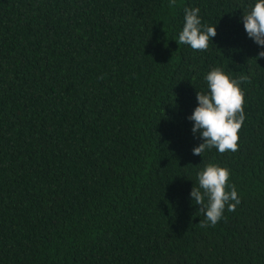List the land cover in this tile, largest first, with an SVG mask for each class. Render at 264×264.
<instances>
[{
	"label": "trees",
	"instance_id": "obj_1",
	"mask_svg": "<svg viewBox=\"0 0 264 264\" xmlns=\"http://www.w3.org/2000/svg\"><path fill=\"white\" fill-rule=\"evenodd\" d=\"M256 0H0V264H264V50ZM185 8L216 26L177 43ZM221 67L248 76L238 151L188 119ZM230 171L241 203L216 225L190 197Z\"/></svg>",
	"mask_w": 264,
	"mask_h": 264
},
{
	"label": "clouds",
	"instance_id": "obj_2",
	"mask_svg": "<svg viewBox=\"0 0 264 264\" xmlns=\"http://www.w3.org/2000/svg\"><path fill=\"white\" fill-rule=\"evenodd\" d=\"M176 5L169 0L168 7ZM199 8H185L183 29L177 43L189 45L193 50H206L209 40L216 36V26L204 25L199 16ZM242 20L247 35L256 44L264 47V0H256L251 7L243 8ZM264 57V50L258 53ZM208 91H197V107L188 117L194 121L192 132L202 139L192 149L193 155H201L215 147L219 153L238 151L239 130L245 121V94L240 85L249 81L248 76L231 78L221 67L212 68L206 75ZM230 171L215 163H207L197 172L198 185H194L190 197L199 205L205 221L201 227L216 225L224 218V210H236L241 203L234 185H229Z\"/></svg>",
	"mask_w": 264,
	"mask_h": 264
}]
</instances>
